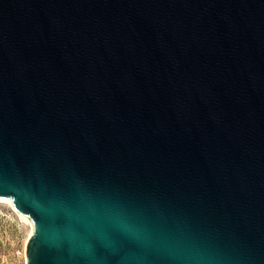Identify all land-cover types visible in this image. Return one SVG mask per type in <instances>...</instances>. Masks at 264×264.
<instances>
[{"label":"water","instance_id":"obj_1","mask_svg":"<svg viewBox=\"0 0 264 264\" xmlns=\"http://www.w3.org/2000/svg\"><path fill=\"white\" fill-rule=\"evenodd\" d=\"M0 197L28 264H264V0H0Z\"/></svg>","mask_w":264,"mask_h":264},{"label":"rangeland","instance_id":"obj_2","mask_svg":"<svg viewBox=\"0 0 264 264\" xmlns=\"http://www.w3.org/2000/svg\"><path fill=\"white\" fill-rule=\"evenodd\" d=\"M30 225L5 202H0V264H27L25 245Z\"/></svg>","mask_w":264,"mask_h":264},{"label":"bare ground","instance_id":"obj_3","mask_svg":"<svg viewBox=\"0 0 264 264\" xmlns=\"http://www.w3.org/2000/svg\"><path fill=\"white\" fill-rule=\"evenodd\" d=\"M0 202H5L8 203L18 214L19 216L24 219L29 225H30V230H29V235L26 241V245H25V255H26V263L28 264V260H27V249H28V245H29V241H30V237L32 235V232L34 230V224L32 219L26 215L21 213L14 205H13V201L12 198H7V197H0Z\"/></svg>","mask_w":264,"mask_h":264}]
</instances>
